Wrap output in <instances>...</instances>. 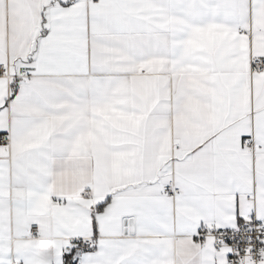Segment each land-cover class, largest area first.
I'll list each match as a JSON object with an SVG mask.
<instances>
[{
	"label": "snow or ice",
	"instance_id": "snow-or-ice-1",
	"mask_svg": "<svg viewBox=\"0 0 264 264\" xmlns=\"http://www.w3.org/2000/svg\"><path fill=\"white\" fill-rule=\"evenodd\" d=\"M0 264H264V0H0Z\"/></svg>",
	"mask_w": 264,
	"mask_h": 264
}]
</instances>
